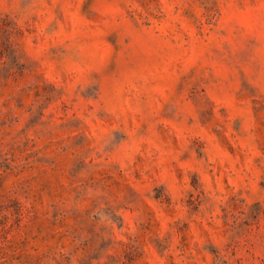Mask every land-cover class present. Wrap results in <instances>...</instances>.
I'll return each instance as SVG.
<instances>
[{
	"label": "rangeland",
	"instance_id": "1",
	"mask_svg": "<svg viewBox=\"0 0 264 264\" xmlns=\"http://www.w3.org/2000/svg\"><path fill=\"white\" fill-rule=\"evenodd\" d=\"M0 264H264V0H0Z\"/></svg>",
	"mask_w": 264,
	"mask_h": 264
}]
</instances>
